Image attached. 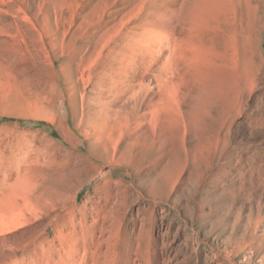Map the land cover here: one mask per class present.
Segmentation results:
<instances>
[{"label":"rangeland","instance_id":"rangeland-1","mask_svg":"<svg viewBox=\"0 0 264 264\" xmlns=\"http://www.w3.org/2000/svg\"><path fill=\"white\" fill-rule=\"evenodd\" d=\"M247 21L246 0H0V264H51L62 233L91 246L71 264H264V75ZM153 22L191 63L179 110L156 117V83L145 105L111 83L117 49ZM29 171L61 226L30 214Z\"/></svg>","mask_w":264,"mask_h":264},{"label":"bare ground","instance_id":"bare-ground-1","mask_svg":"<svg viewBox=\"0 0 264 264\" xmlns=\"http://www.w3.org/2000/svg\"><path fill=\"white\" fill-rule=\"evenodd\" d=\"M246 6L248 11L247 29H248V49H250L249 50L250 64L252 65L254 59H256L257 57L256 66L259 70V75L261 76V74L264 75V51L262 50V47H264V0H246ZM207 10L209 11V9ZM200 15L201 14L199 13L195 16L200 17ZM203 20L204 17L203 19H201V21L203 22ZM201 21L198 20V22ZM174 28L165 27L162 26L159 22H155L153 26L150 28H143L142 30H136V29L132 30L131 31L132 35L126 38L124 42V46L120 49H117V54L122 56L123 66H121L122 69L118 70L115 73V76L113 78L114 80H112L111 82V83H115L113 94L119 99L127 98L128 99L127 102L133 101L138 105L140 104L143 105L145 103V100L147 99V92H148V86L146 85V83H156L157 92L156 91L154 92L155 99L151 104V108L148 112L150 116H154V117H156L155 115L159 108H163L164 110H168V111L176 110V112L179 110L181 106L180 103L182 101L181 99H183V95H182L183 93L182 89L184 87L183 83H185L183 80V75L187 72L188 68L190 67L189 64H191L190 58L184 57V55L182 54V50L178 49V47L176 46L177 38L175 35ZM181 43L182 42L180 41V45H182ZM96 54L100 58L102 55V50L97 51ZM193 61H194L193 63L195 64V60ZM95 83H101V82H95ZM191 83L192 81L190 82V84ZM197 83H199L198 80ZM191 86L189 87L188 85L189 88L187 87L189 92H191L194 85L192 87ZM94 95L96 97L99 95L96 90L94 92ZM164 110H161V112ZM134 111L135 110L133 109V113ZM34 173L35 172L33 171L31 172L29 171L27 172V174H24L25 177V178L23 177L24 186L22 189V191H24V196L22 195L23 196L22 200L25 202L26 206L31 205L34 207V211H31L30 214L35 218V220L41 219L42 215H46V216L53 215L56 221L55 222L56 224L54 226H56L55 228H57L61 226L64 220L62 219V217L59 216L58 212L54 209H49V210L47 209L44 212L43 211L44 209H42L40 206H38L32 201V199L35 198V191L37 189V184H38ZM61 239H62V242L60 244L61 248L57 250L58 259H56L55 257L56 252L54 253V251H48L49 254L48 263L50 261L51 264H71L74 253L79 256L80 252L83 251L85 255H87V250H91V246L85 244L77 245L71 243L68 240L69 238H67L66 233L65 234L62 233ZM94 262L96 264L99 263L98 261H94Z\"/></svg>","mask_w":264,"mask_h":264}]
</instances>
